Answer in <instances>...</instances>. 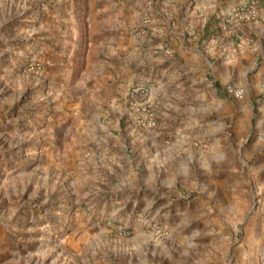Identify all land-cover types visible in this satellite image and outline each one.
I'll use <instances>...</instances> for the list:
<instances>
[{
	"label": "rangeland",
	"instance_id": "1",
	"mask_svg": "<svg viewBox=\"0 0 264 264\" xmlns=\"http://www.w3.org/2000/svg\"><path fill=\"white\" fill-rule=\"evenodd\" d=\"M168 1L80 0L81 10L93 13L95 35L108 31L107 58L98 39L94 51L100 57L94 61L110 62L111 39L148 38L158 21L169 20ZM183 3L192 7L195 0ZM39 8L40 0H0V264H264V148L251 153L248 132L242 133L249 149L242 173L227 177L223 191L211 196L194 180L168 186L177 196L150 206L128 190L135 177L120 173L96 182L112 187L100 192L106 204L93 201L97 195L87 186L73 188L78 174L71 177L72 165L68 169L51 151L47 132L60 121L79 119L74 88L79 81L72 76L65 83V77L44 70ZM144 13L151 20L149 32L135 38ZM135 85L143 84L128 88ZM120 95L89 118L125 120ZM240 101L254 116L264 97L244 94ZM206 147L182 144L193 152ZM92 152H82L80 161L87 162ZM236 180L244 188L235 201L228 188ZM128 197L139 200L124 205ZM118 226L128 234L120 235Z\"/></svg>",
	"mask_w": 264,
	"mask_h": 264
},
{
	"label": "crops",
	"instance_id": "2",
	"mask_svg": "<svg viewBox=\"0 0 264 264\" xmlns=\"http://www.w3.org/2000/svg\"><path fill=\"white\" fill-rule=\"evenodd\" d=\"M238 1L195 0L190 7L183 0H169L168 21H158L148 38L139 41L111 39L110 62L98 63L96 42L99 39L107 58L108 31L95 35L93 13L84 6L81 10L80 0H40L44 70L65 77V83L72 76L79 81L74 87L79 119L60 121L47 132L51 151L72 167L71 177L78 174L74 189L87 186L97 195L93 201L106 204L100 192H112V187L102 189L98 179L120 173L135 177L128 181V190L150 206L171 193L177 196L168 186L194 180L211 196L223 191L227 177L243 171L241 162L249 153L243 131L252 134L251 153L264 148V102L254 116L248 115L241 97L231 92L242 89L243 95L264 97V0H256L255 21L238 27L234 35L220 34L225 14ZM133 82L150 90L158 117L155 131H144L127 119L89 118L119 93L126 101ZM193 142L207 147L194 152L182 148ZM88 150L93 151L89 160L80 161ZM92 182L97 185L90 187ZM243 188L237 180L229 186L234 193L230 200L236 201ZM138 200L128 197L122 202L129 206Z\"/></svg>",
	"mask_w": 264,
	"mask_h": 264
},
{
	"label": "built area",
	"instance_id": "3",
	"mask_svg": "<svg viewBox=\"0 0 264 264\" xmlns=\"http://www.w3.org/2000/svg\"><path fill=\"white\" fill-rule=\"evenodd\" d=\"M259 10L255 0H239L238 3L225 14V21L220 25V33L234 35L240 24L252 23L258 17ZM150 17L144 13L140 23L133 29L135 38L145 37L150 28ZM166 53L170 51L166 49ZM235 97H242V89H231ZM125 118L144 131H154L158 126L155 103L150 96V90L144 85H135L129 89L125 102ZM120 235H127L121 226L117 227ZM165 234V233H163Z\"/></svg>",
	"mask_w": 264,
	"mask_h": 264
}]
</instances>
